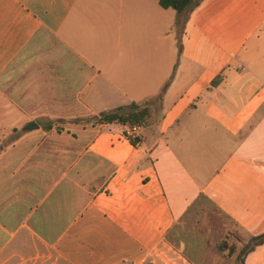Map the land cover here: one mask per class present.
Masks as SVG:
<instances>
[{
  "label": "crops",
  "instance_id": "0c3cea01",
  "mask_svg": "<svg viewBox=\"0 0 264 264\" xmlns=\"http://www.w3.org/2000/svg\"><path fill=\"white\" fill-rule=\"evenodd\" d=\"M148 21L174 60L126 72ZM157 96L145 128L90 121ZM200 199L264 234V0H0V264H184Z\"/></svg>",
  "mask_w": 264,
  "mask_h": 264
},
{
  "label": "rangeland",
  "instance_id": "374dc122",
  "mask_svg": "<svg viewBox=\"0 0 264 264\" xmlns=\"http://www.w3.org/2000/svg\"><path fill=\"white\" fill-rule=\"evenodd\" d=\"M181 27L180 21L178 36L181 35ZM163 32L158 23L151 27L149 21L147 27L140 31L141 40L125 30L122 38L126 40V72L138 74L155 71L161 64V58L163 72L168 70L166 63L174 60L175 35L173 41H163ZM157 97L148 102L152 108L149 123L160 117ZM167 239L185 257L187 263L184 264H241L237 256L250 238L222 215L216 206L200 199L174 226ZM222 242L227 246L223 251L217 248ZM231 247L234 248L233 254L228 250ZM245 264H264V247L248 255Z\"/></svg>",
  "mask_w": 264,
  "mask_h": 264
},
{
  "label": "trees",
  "instance_id": "16d2710c",
  "mask_svg": "<svg viewBox=\"0 0 264 264\" xmlns=\"http://www.w3.org/2000/svg\"><path fill=\"white\" fill-rule=\"evenodd\" d=\"M204 1L206 0H159V6L163 10L175 11L179 16L180 20L186 21L188 20L190 14L193 13L196 9H198L204 3ZM174 71L175 70H173L170 81L174 75ZM160 97L161 96H159L157 99L159 100ZM149 117L150 107L148 104L138 105L132 103L128 106L119 107L112 111L103 112L96 117L90 118V121L93 126L117 124L132 130L134 128H145ZM43 129L45 131H50L51 127H43ZM123 136L134 147L138 146V144L140 143V140L138 138H131L127 133H124ZM170 233H168L166 240H168L167 238L169 237ZM260 246H264V234L250 238L248 244H246L241 249L239 255L237 256V259L241 262V264H244V260L247 255L252 253L256 248ZM217 248L223 251L227 249V246L224 242H222L220 245H217ZM175 250L179 251L176 248ZM228 250L229 253H234L233 247L229 248Z\"/></svg>",
  "mask_w": 264,
  "mask_h": 264
},
{
  "label": "water",
  "instance_id": "95a60500",
  "mask_svg": "<svg viewBox=\"0 0 264 264\" xmlns=\"http://www.w3.org/2000/svg\"><path fill=\"white\" fill-rule=\"evenodd\" d=\"M36 129H38V126H37L36 124H34V123H31V124H29V125L26 127V130H27V131H32V130H36Z\"/></svg>",
  "mask_w": 264,
  "mask_h": 264
},
{
  "label": "built area",
  "instance_id": "2783aa9c",
  "mask_svg": "<svg viewBox=\"0 0 264 264\" xmlns=\"http://www.w3.org/2000/svg\"><path fill=\"white\" fill-rule=\"evenodd\" d=\"M132 130H136V128H134V129H132ZM131 138H138L139 139V137L138 136H132V135H130V134H128Z\"/></svg>",
  "mask_w": 264,
  "mask_h": 264
}]
</instances>
